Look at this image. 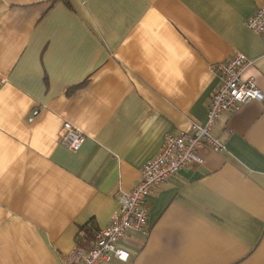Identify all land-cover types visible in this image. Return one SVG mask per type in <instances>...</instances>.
Instances as JSON below:
<instances>
[{
	"label": "crops",
	"instance_id": "crops-1",
	"mask_svg": "<svg viewBox=\"0 0 264 264\" xmlns=\"http://www.w3.org/2000/svg\"><path fill=\"white\" fill-rule=\"evenodd\" d=\"M263 4L0 0V264H61L80 226L105 225L164 136L204 123L211 65L243 54L264 96V41L246 24ZM63 122L85 136L76 151ZM210 131L224 150L200 148L148 198L147 231L108 264H264V99Z\"/></svg>",
	"mask_w": 264,
	"mask_h": 264
},
{
	"label": "built area",
	"instance_id": "built-area-1",
	"mask_svg": "<svg viewBox=\"0 0 264 264\" xmlns=\"http://www.w3.org/2000/svg\"><path fill=\"white\" fill-rule=\"evenodd\" d=\"M246 24L264 41V4L251 13ZM248 64L243 54L234 53L211 65L217 84L208 97L204 123L192 122L187 131L165 135L158 152L148 158L139 170L138 181L116 197L117 209L109 221L97 229L90 249L75 248L61 264H108L114 259L127 261L128 252L122 249L120 242L131 230L147 231V199L180 170L201 165L200 148L208 147L213 152L224 150V143L213 137L210 131L222 113H233L250 101H263L262 91L253 78H241ZM36 111L30 112L28 121L33 120ZM58 137L71 151L78 150L85 140L83 132L69 122L62 123Z\"/></svg>",
	"mask_w": 264,
	"mask_h": 264
},
{
	"label": "trees",
	"instance_id": "trees-1",
	"mask_svg": "<svg viewBox=\"0 0 264 264\" xmlns=\"http://www.w3.org/2000/svg\"><path fill=\"white\" fill-rule=\"evenodd\" d=\"M74 88L75 87L68 88L67 94L70 95ZM80 231L82 232L81 235H80ZM96 232H97V227L94 225V222L91 220L88 223L83 224V226H80L79 231L75 237L76 249L77 248H80L82 250L90 249L94 241V236Z\"/></svg>",
	"mask_w": 264,
	"mask_h": 264
}]
</instances>
